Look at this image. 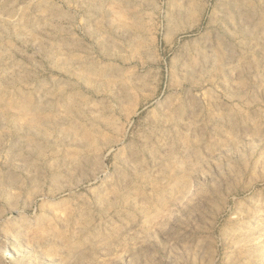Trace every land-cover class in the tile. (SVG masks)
Instances as JSON below:
<instances>
[{
  "label": "clouds",
  "instance_id": "obj_1",
  "mask_svg": "<svg viewBox=\"0 0 264 264\" xmlns=\"http://www.w3.org/2000/svg\"><path fill=\"white\" fill-rule=\"evenodd\" d=\"M0 264H264V0H0Z\"/></svg>",
  "mask_w": 264,
  "mask_h": 264
}]
</instances>
